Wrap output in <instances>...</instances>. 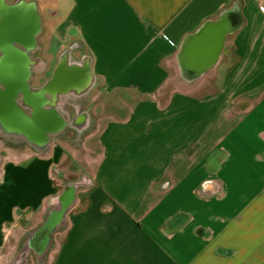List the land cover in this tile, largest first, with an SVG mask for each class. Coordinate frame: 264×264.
Masks as SVG:
<instances>
[{
  "label": "crops",
  "instance_id": "obj_1",
  "mask_svg": "<svg viewBox=\"0 0 264 264\" xmlns=\"http://www.w3.org/2000/svg\"><path fill=\"white\" fill-rule=\"evenodd\" d=\"M31 1L44 78L35 137L45 147L70 127L95 163L47 264H264V0ZM223 15L213 63L217 28L189 38ZM16 110L0 112L8 138L30 132L29 107L16 100ZM57 143L32 164L5 149L0 264L59 208L46 164L65 158Z\"/></svg>",
  "mask_w": 264,
  "mask_h": 264
},
{
  "label": "rangeland",
  "instance_id": "obj_2",
  "mask_svg": "<svg viewBox=\"0 0 264 264\" xmlns=\"http://www.w3.org/2000/svg\"><path fill=\"white\" fill-rule=\"evenodd\" d=\"M37 39H39L37 37ZM34 55L36 57L38 55H41L39 51H37ZM44 58L40 59V62H43ZM31 67V76L29 80V84L31 87H38L42 82H44L43 75H39V60L36 58L35 62L30 65ZM6 68V67H5ZM15 68V70H14ZM7 72L11 76H15L16 74L21 73V68L19 65L15 64V66L8 64L7 65ZM47 75V74H46ZM45 76V75H44ZM42 77V78H40ZM69 102H73V104L79 105V107L83 108L86 104H89L88 101H86V97H67ZM91 104V103H90ZM65 117L68 119L69 114L64 113ZM16 130V129H15ZM72 131V132H71ZM16 135H13V137L8 138L7 136L0 134V162H2L3 156H6V151L10 150L11 157L13 159L17 160L20 158H24L27 156H30L25 162H28L32 164L33 162H36L37 154L39 148H41V152L43 153L45 148L51 147L54 145V143L59 147L58 141L60 140L63 142V145L65 147V153L66 156L63 159L61 163H58L53 165V161L47 158L46 164H49V168L47 169V179L51 182H53V186L59 191L60 189L63 190L64 194L66 190H70L71 187H73V194H75V190L81 189L82 185L88 183L89 181V175L93 170V167L95 166L94 162H91L90 164L87 162V154L88 150L85 148L83 144L78 141V136L76 132L70 128L65 127L63 134L56 139L51 136L50 141L46 143V146L39 144L38 139L32 135V133L28 131H24L23 129L19 132H14ZM81 135V134H80ZM60 137V138H59ZM43 155V154H42ZM44 162V161H43ZM51 162V164H50ZM37 163V162H36ZM56 183L58 185H56ZM67 190V191H68ZM79 195H82L81 193H78ZM69 196V194H68ZM62 197V196H61ZM49 204L55 200L59 201L60 196L57 195V192H53L52 196L48 198ZM55 211L57 215H53L52 210L53 208L49 207V210L43 215V221L38 224L33 229H30L28 231L22 232L21 236L19 237L17 249L14 253L8 254L6 252V249L4 248L2 252L5 254L2 257H6V261L3 264H47L49 258L50 251L56 246V240L55 239H61L63 238L64 230L60 231V228H64V218L65 215H67V212L69 210L68 205L66 207L56 208ZM63 209V210H62ZM58 211H60L62 217V224H58L56 228H58V231H55L53 228L49 234L41 233V229L45 222L48 220L49 217H57L58 219ZM62 211V212H61ZM39 215V209H36L34 212L32 218L26 223L25 225H30L32 221L35 220V218ZM59 221V219H58ZM37 236H40L43 239V246H41V251H37L35 249L34 244H32L31 240L34 238V240L37 238ZM16 237V236H15ZM15 237L9 238V244H12L15 242ZM29 237L31 240H29ZM29 240V241H28ZM47 250V252H43ZM49 250V251H48ZM2 264V263H1Z\"/></svg>",
  "mask_w": 264,
  "mask_h": 264
},
{
  "label": "flooded vegetation",
  "instance_id": "obj_3",
  "mask_svg": "<svg viewBox=\"0 0 264 264\" xmlns=\"http://www.w3.org/2000/svg\"><path fill=\"white\" fill-rule=\"evenodd\" d=\"M28 15L31 17L29 18ZM39 26V17L34 1L13 0L7 3L6 0H0V86L6 88L9 81L12 80V84L15 85L11 94L13 96L12 99L14 98L15 101L13 110L17 111L16 100H22L29 107V114L27 116L24 114L26 119L24 118L22 122L34 136L36 135L33 127H31L33 124L36 127V110L33 100L37 98L39 106H41L42 97L38 93L42 90L40 87L42 83L38 87H31L29 80L32 74L30 65L37 58L34 54L38 51L37 37L40 33ZM8 64L19 65L22 69L21 73L15 76L9 75L6 69ZM19 80L21 81L20 87L18 85ZM2 107H0V112L6 110L4 106ZM67 190L64 194L69 191ZM64 194L59 200L60 208L67 205V203H64ZM58 212L60 213V211ZM52 214L57 215L56 212ZM31 242L34 244L35 249H38L37 251H41L44 241L40 236H37L35 240L33 238Z\"/></svg>",
  "mask_w": 264,
  "mask_h": 264
},
{
  "label": "water",
  "instance_id": "obj_4",
  "mask_svg": "<svg viewBox=\"0 0 264 264\" xmlns=\"http://www.w3.org/2000/svg\"><path fill=\"white\" fill-rule=\"evenodd\" d=\"M225 20H226L225 15H223L217 21L207 22L199 29V31L195 35H193L192 37L189 38V39H194V40H197V41L200 42V41H202L205 38V36L207 35V33L209 32V30L211 28H217L219 33L217 35V44H216L214 56L211 59L213 63L217 60V57L220 54L222 46H223V43H224L226 32L229 31L228 30L229 27L225 25ZM208 66L209 65H207V64L201 66L197 70L196 73L201 74L205 70V68L208 67ZM14 88H15V85L10 84V81H9V83H8V85L6 87V92L4 93V94H6L5 98H4L5 100L3 101L2 105H1V106H4L5 109L10 110V109L13 108V102H12V97L13 96L10 95V93H12L14 91ZM67 193L69 194L68 198H69V201H70L71 196H72V187ZM69 201H68L67 205L69 204ZM67 205L62 206V207H66ZM60 214L61 213H59V215H58V219H59ZM58 219H57V217H54V220L51 221V217H49L48 220L43 225V227L41 229V233L49 234V232L54 228L55 224L58 222Z\"/></svg>",
  "mask_w": 264,
  "mask_h": 264
},
{
  "label": "bare ground",
  "instance_id": "obj_5",
  "mask_svg": "<svg viewBox=\"0 0 264 264\" xmlns=\"http://www.w3.org/2000/svg\"><path fill=\"white\" fill-rule=\"evenodd\" d=\"M29 16V15H28ZM31 16H29V18H30ZM62 83H63V85L64 86H68V85H70V81L69 82H67V81H64V80H62ZM72 83V82H71ZM10 84H12V80L10 81ZM72 84H74V83H72ZM18 85H19V87L21 86V81L19 80L18 81ZM13 93V92H12ZM12 93H10V95L12 94ZM33 102H34V104H35V106H36V108L39 110V108H40V106H39V101L37 100V98L36 99H34L33 100ZM39 115H42V113L40 112V111H38V113H37V115H35V120H36V127H35V125L33 124L31 127H33V129H34V132L35 133H39V132H37V125H38V117H39ZM38 116V117H37ZM43 116V115H42ZM64 203H68V193H66V194H64ZM54 220V217H51V221H53Z\"/></svg>",
  "mask_w": 264,
  "mask_h": 264
}]
</instances>
